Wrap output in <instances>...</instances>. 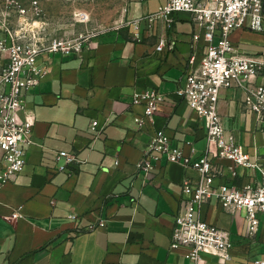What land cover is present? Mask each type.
<instances>
[{
    "label": "crops",
    "instance_id": "0c3cea01",
    "mask_svg": "<svg viewBox=\"0 0 264 264\" xmlns=\"http://www.w3.org/2000/svg\"><path fill=\"white\" fill-rule=\"evenodd\" d=\"M158 3L129 0L123 24L92 39L81 56L52 53L40 59L48 63V74L26 98L34 114V144L24 170L0 189V264H191L187 249L170 246L187 198L183 182H197L198 172L156 153L159 160L151 159L149 174L139 164L159 130L193 160L206 152L205 124L179 91L193 69L190 58L195 55L198 64L207 45L203 39L193 41L195 27L186 12L177 14L170 30L158 24L142 41L135 40L126 22L153 12ZM42 6L47 8V2ZM159 36L168 38L163 52L156 50ZM231 40L241 54L264 61V27L237 29ZM254 80L264 83V74ZM148 89L164 93L165 102L154 124L140 129L134 118L143 107L133 103V95ZM244 100L242 88H224L219 111L225 129L236 134L255 160L264 154V131ZM93 123L100 133L91 129ZM59 151L85 163L71 166V174L61 172ZM221 163L217 185L242 189L262 181L257 170L233 173L232 162ZM18 209L22 217L6 219ZM196 216L230 232L231 264L264 260V232L251 237L243 211L231 214L211 199ZM101 220L104 227L98 226ZM203 264H218V259L204 255Z\"/></svg>",
    "mask_w": 264,
    "mask_h": 264
},
{
    "label": "built area",
    "instance_id": "2783aa9c",
    "mask_svg": "<svg viewBox=\"0 0 264 264\" xmlns=\"http://www.w3.org/2000/svg\"><path fill=\"white\" fill-rule=\"evenodd\" d=\"M44 1L0 0V189L24 170L28 150L34 144V114L27 109L26 98L48 74V63L41 64L40 59L52 53L81 56L90 41L42 43L41 26L37 24L44 17ZM137 1L145 4L149 0ZM182 12L189 13L194 24L193 41L203 39L207 45L198 64L195 55L190 58L193 69L179 94L203 120L208 148L200 158L193 160L182 148L172 144L165 131L159 130L153 134L139 168L149 174L154 168L151 159L159 160L153 155L156 153L198 172L197 182L188 179L183 182L187 198L176 218L170 248L187 249L185 257L191 264H203L204 255L217 257L218 264H231L234 244L230 232L196 214L203 204L216 199L222 209L231 214L245 213L251 237L260 230L264 232V154H258L252 160L236 134L225 129L219 111L221 90L240 87L245 92V108L256 116L264 131V83L254 80L264 74V61L241 54L231 40V34L240 28L263 30L264 0H163L156 11L146 12L125 25L133 28L135 40L142 41L144 33H153L158 24L170 30L177 14ZM77 17L84 22L88 14L80 12ZM167 45L168 38L159 36L156 50L163 52ZM164 102V93L157 89L135 92L133 103L143 107V113L134 118L137 127L153 125L159 105ZM20 111L24 112V117ZM91 129L101 132L96 123ZM57 160L62 161L58 170L70 174L71 166L85 163L67 151L57 152ZM223 161L233 163V167H229L233 173L238 168L259 171L262 181L242 189L225 183L217 185L218 174L224 170ZM20 217L18 209L6 219ZM71 218L74 220L77 216ZM98 226L104 227L105 221L101 220ZM93 228L95 226H90ZM253 264H264V260H255Z\"/></svg>",
    "mask_w": 264,
    "mask_h": 264
},
{
    "label": "rangeland",
    "instance_id": "374dc122",
    "mask_svg": "<svg viewBox=\"0 0 264 264\" xmlns=\"http://www.w3.org/2000/svg\"><path fill=\"white\" fill-rule=\"evenodd\" d=\"M128 1L46 0L47 8H44V17L37 24L41 26V42L48 45L55 40H63L75 44L80 40L91 41L109 31H114L124 22L122 17ZM157 1L158 8L163 0ZM80 12L88 14V19L84 22L79 21L77 17Z\"/></svg>",
    "mask_w": 264,
    "mask_h": 264
}]
</instances>
